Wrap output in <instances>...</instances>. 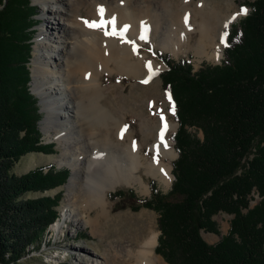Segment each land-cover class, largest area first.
Returning <instances> with one entry per match:
<instances>
[{"label":"trees","instance_id":"obj_1","mask_svg":"<svg viewBox=\"0 0 264 264\" xmlns=\"http://www.w3.org/2000/svg\"><path fill=\"white\" fill-rule=\"evenodd\" d=\"M247 4L248 14L229 27L221 64L194 71L186 59L155 53L168 67L160 79L175 106L177 157L170 190L151 181L141 203L158 213L155 252L169 264H264V0ZM35 9L32 0H0V264H19L43 239L69 176L52 164L21 175L12 169L26 153H55L41 141L29 84ZM254 192L262 198L250 206ZM219 213L232 215L229 228L209 243L202 232L219 234Z\"/></svg>","mask_w":264,"mask_h":264},{"label":"bare ground","instance_id":"obj_2","mask_svg":"<svg viewBox=\"0 0 264 264\" xmlns=\"http://www.w3.org/2000/svg\"><path fill=\"white\" fill-rule=\"evenodd\" d=\"M40 3L41 19L45 22L38 44L43 52L34 60L32 83L44 112L41 123L61 147L54 161L70 169L63 217L51 227L64 231L65 224H75L90 227L92 235L101 237L109 218L107 196L111 189L127 185L147 194L149 186L141 169L160 184L171 183L170 162L176 152L170 132L177 126L164 119L166 147L159 136L161 120L154 126L141 124L142 141L136 139L132 124L109 107L102 75L119 73L137 78L157 75L158 64L137 52V45L149 38H155L153 44L163 50L176 53L178 47L186 46L207 60L218 61L225 45L221 36L226 34V43L229 27L244 15L240 14L244 7H235L233 0H198L194 5L190 0H41ZM100 7L104 10L102 18L98 14ZM158 7L165 13L163 26ZM112 18L116 35L105 34L112 32L111 24L92 28L84 23L85 20L99 23L101 19L107 22ZM125 25L128 27L121 36L120 30ZM141 35L145 39H140ZM149 64L152 73L146 66ZM136 94L132 92L129 99L135 100ZM134 113L139 116L137 110ZM148 139V148L160 158L152 159L142 150ZM92 210H96L93 215ZM130 235L131 240H108L113 264H162V258L155 253L157 232L152 226L145 233L135 228ZM69 249L79 255L74 257L73 264H108L104 254L95 250L89 253L88 247Z\"/></svg>","mask_w":264,"mask_h":264},{"label":"rangeland","instance_id":"obj_3","mask_svg":"<svg viewBox=\"0 0 264 264\" xmlns=\"http://www.w3.org/2000/svg\"><path fill=\"white\" fill-rule=\"evenodd\" d=\"M197 1L198 0H190V4L194 5V3ZM233 1L235 7L239 6L247 9L246 14H244L241 18L233 22V24H237L250 11L247 2L251 0H233ZM40 2L41 0H32V4L36 5V9L32 17L34 20L33 28L35 32L32 38L33 50L29 62V67L31 71V80L29 82L30 89L31 92L38 98L37 103L39 105V111H41L40 109L41 105L39 102L40 97L34 92L35 90L33 88L34 85L32 83V79H33L32 71L34 66V60L38 55H40L43 52L42 46L38 44V41L42 37V35L39 34L43 31L42 28L45 22L43 18L41 19V12L39 11L40 9L39 7L41 5ZM160 8L161 7H158L162 17L160 25L163 26L166 23V19L164 17L165 14L164 10ZM85 13H86L85 10L82 9L81 14L83 15V17H85ZM49 19L54 22L52 18ZM160 33H163V31L160 30ZM162 35L160 34V36ZM154 40L155 38H149L144 43L138 44L137 52L139 54H145L146 60L152 59L158 64V66L160 67V71L157 75H155L152 78L130 77L119 73H113L111 75L108 74L102 75V83L105 87L104 95L108 100L109 107L113 109L115 115L119 116L127 123L132 124L134 130V137L140 141H142V137H143V133L140 129V126L143 123H149L151 126H154L157 124V121L161 120L160 119L161 115H163L164 119L177 123L174 120V114L172 112L173 108L175 112L174 102L172 100L171 95L162 88L161 79H160V73L166 70L168 67L163 60H160L156 56L155 54L156 51L160 52L163 56L168 55L169 58H171L176 62L181 59H186L188 62L192 64L194 71L198 70L202 64L219 65L221 64V60L223 59V54H222L221 58L218 61L214 62L207 60L205 57H201L194 48L190 49L187 48L186 46L178 47L177 50H175L176 53L170 50H163L153 44ZM132 92L137 93L135 100L129 99V96H131ZM134 110L138 111L139 116L135 115ZM41 113H42V117H41L42 119L44 116V112L41 111ZM41 119L38 123L41 132V141L42 143L45 144L52 143L54 145L53 149L55 150V153L54 154H45L40 152L26 153L15 162L12 168L13 172L17 175H21L37 165L48 166L52 164L56 168H60V169L67 168L70 174V169L68 167L57 164L54 161V158L59 156L61 147L59 146V143H57V141L55 140L54 135L52 137L48 135V133L46 132L45 124L41 123ZM177 126L173 131L170 132V138L172 134L176 131ZM190 131L192 133H195L197 136L202 137V132L199 129L190 128ZM149 140L150 139H148L147 142L143 144L142 150L146 154H149L150 158L152 159H154V157L155 159L160 158V156H158L154 151H150V149L148 148L147 144ZM172 145L174 147L173 140H172ZM101 152L102 150H100V153ZM176 157H177V152L174 159ZM174 159H172V161ZM171 170H172V165H171ZM140 173L142 174L148 186L151 181H154L156 188L162 193H167L170 190L172 181L174 179L173 176L171 183L168 186H165L157 182V180L146 175L143 169H141ZM65 184L62 187L58 188L62 190L63 197L61 200V204L58 207L59 214L57 219L63 217V210L67 202L65 200L67 194V191L65 189ZM130 189L133 190L134 197H131L129 195L128 191ZM116 190H121V195L115 198L111 197V194L114 193ZM55 192L56 189L52 191L50 190V191L28 193L27 195L25 194V197H37L40 195L53 194ZM150 196H151L150 186H149V192L145 195L138 193L134 187L127 185H120L117 186L115 189H111V191H109V194L107 196L110 213L108 220L105 221V228H103L105 233H103V236L99 237L92 235L90 233V227H77L75 224L71 225L68 223L69 225L65 224L64 231H60L59 229H53L51 227L52 226L51 224L50 227L47 229L46 233L44 234L43 239H41L39 243L36 244L37 246L36 247L34 245L29 246L25 250L26 255L20 259L19 264H73V262H75L74 257H79L77 253L69 249L73 246H82L84 248L88 247L89 249L86 250H88L89 253H93V250H95L98 253L104 254L105 257L107 258L108 264H113L110 259L111 254L108 246V240L113 242L122 241L126 239L131 240V235H130L131 230H134L136 228V230L139 229L141 233H145L147 228L150 226H152L153 230L157 232V236H158L159 234V230L157 227L158 213L154 209H150L142 206L141 203L144 199H148ZM261 198L262 196H260L259 193L254 192L250 197V206L255 205L258 201H260ZM95 211L96 210H92L91 214L93 215ZM231 217L232 215L227 213H219L215 215L214 218L218 223L219 234L202 232L203 238L209 243L216 242L218 239H220V235H223L227 232ZM156 255H159L162 258L163 261L162 264H169L160 254L156 253Z\"/></svg>","mask_w":264,"mask_h":264},{"label":"snow or ice","instance_id":"obj_4","mask_svg":"<svg viewBox=\"0 0 264 264\" xmlns=\"http://www.w3.org/2000/svg\"><path fill=\"white\" fill-rule=\"evenodd\" d=\"M103 11H104V10H103L102 7L98 8V14L101 16V18L103 17ZM246 13H247V9H246V8H241V10H240V14H246ZM233 18H234V17H233ZM185 22L187 23V17H185ZM84 23H85L86 26H88V27H92V28H103L105 23L111 24V25L113 26V27H112V32L109 33V32L106 31L105 34H106V35H108V34L116 35V34H117V30H116V28H115V18H112L111 20H108L107 22H105V21H103V19H101V21H100L99 23H97L96 21L89 22V21L85 20ZM127 27H128V26L125 25L124 28L120 30V35H121V36L123 35V32L126 31ZM225 35H226V34H224V35L221 36V43H224L225 46H227L226 43H225V38H224ZM140 39H145V37H144L143 35H141ZM129 43H131V42H129ZM134 50H135V49H134ZM146 66L148 67L149 72L152 73L151 65L149 64V65H146ZM145 82H146V81H145ZM169 99H170V97H169ZM172 112H173V114H174V108L172 109ZM160 119H161V123H162L163 126H162V128H161V130H160L159 136H160L161 143H165V141H164V133H165V131H166V129H167V125H166V123L164 122V117H163V115H161ZM122 133H123V129L121 130V134H122ZM166 146H167V145H166V143H165V147H166ZM154 159H155V157H154ZM162 171H163V170H162Z\"/></svg>","mask_w":264,"mask_h":264},{"label":"water","instance_id":"obj_5","mask_svg":"<svg viewBox=\"0 0 264 264\" xmlns=\"http://www.w3.org/2000/svg\"><path fill=\"white\" fill-rule=\"evenodd\" d=\"M222 237V235H220V238Z\"/></svg>","mask_w":264,"mask_h":264}]
</instances>
